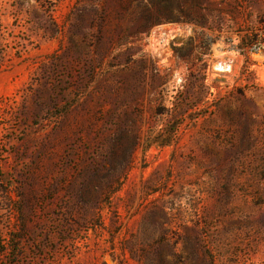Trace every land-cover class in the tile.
<instances>
[{"label":"rangeland","instance_id":"obj_1","mask_svg":"<svg viewBox=\"0 0 264 264\" xmlns=\"http://www.w3.org/2000/svg\"><path fill=\"white\" fill-rule=\"evenodd\" d=\"M159 1L0 0V264H264V0Z\"/></svg>","mask_w":264,"mask_h":264},{"label":"trees","instance_id":"obj_2","mask_svg":"<svg viewBox=\"0 0 264 264\" xmlns=\"http://www.w3.org/2000/svg\"><path fill=\"white\" fill-rule=\"evenodd\" d=\"M172 0H160L159 2L154 4L156 9L155 13L144 12L142 15V31L147 32L153 26L163 24L166 22H175L183 20L189 25H193L195 27H199L201 29H208L211 31L209 27L210 20L222 12L215 9L214 3L211 0H184L185 3L189 4L193 7V11L188 12L187 14H179L174 15L171 13H167L165 10H161L159 8L160 4L164 3L165 5H169ZM163 5V6H165ZM159 6V7H158ZM264 24V22H260ZM219 33H222L220 31ZM243 31H239L238 36L241 39L240 44L238 45V49L240 54L245 57L246 65L244 66L243 75L245 79H255L254 73L250 70L249 65L251 64L249 60V53H253L254 51H263L264 50V32L260 34H253L254 32L248 33L242 36ZM221 37V36H220ZM220 38H210L208 35H203L198 40V45L195 47L193 43L189 44V46L181 52L183 58H186L190 65V76L194 78V74H200L204 78L206 75V71L208 69L207 61L205 60V56L211 55V46L215 44ZM200 49L199 54H195V49ZM185 59V60H186ZM250 77V78H249ZM255 83H248L245 87H254Z\"/></svg>","mask_w":264,"mask_h":264}]
</instances>
